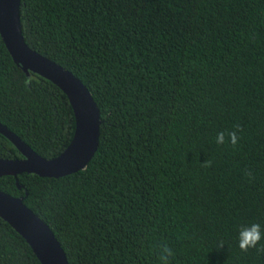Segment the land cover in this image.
<instances>
[{"label":"trees","instance_id":"trees-1","mask_svg":"<svg viewBox=\"0 0 264 264\" xmlns=\"http://www.w3.org/2000/svg\"><path fill=\"white\" fill-rule=\"evenodd\" d=\"M20 23L26 45L79 79L100 114L83 169L0 178L68 264H158L164 242L171 264H264V240L247 253L237 243L241 225L264 233V0H20ZM0 124L47 160L75 131L66 94L27 75L1 36ZM235 125L236 147L215 143ZM22 158L0 134V159ZM0 264H41L2 218Z\"/></svg>","mask_w":264,"mask_h":264},{"label":"water","instance_id":"water-1","mask_svg":"<svg viewBox=\"0 0 264 264\" xmlns=\"http://www.w3.org/2000/svg\"><path fill=\"white\" fill-rule=\"evenodd\" d=\"M0 36L14 62L59 87L67 96L75 117L70 144L56 158L37 155L14 133L0 124V134L21 153L22 159H0V178L22 173L58 178L83 169L98 147L100 114L87 88L71 72L32 51L25 43L20 23V0H0ZM20 188V186H18ZM0 218L30 245L41 264H68L50 228L23 203L0 190Z\"/></svg>","mask_w":264,"mask_h":264},{"label":"clouds","instance_id":"clouds-1","mask_svg":"<svg viewBox=\"0 0 264 264\" xmlns=\"http://www.w3.org/2000/svg\"><path fill=\"white\" fill-rule=\"evenodd\" d=\"M24 87L29 88L33 84V81L28 78L24 80ZM243 129L239 125H235L231 131H220L216 134L215 143L218 145L230 144L232 147H236L241 139L240 133ZM201 166L205 169L212 167V161L207 160ZM244 176L248 180L254 179L251 170L245 169ZM264 240V233L261 231V225L259 223H251L248 225H241L238 230L237 243L241 252L247 253L250 249H255L260 242ZM223 241L219 242L218 247H223ZM158 249L157 260L158 264H171L175 252L167 242L156 245Z\"/></svg>","mask_w":264,"mask_h":264}]
</instances>
